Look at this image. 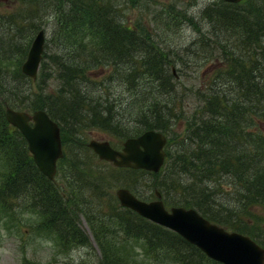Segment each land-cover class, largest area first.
Returning a JSON list of instances; mask_svg holds the SVG:
<instances>
[{
  "label": "trees",
  "instance_id": "16d2710c",
  "mask_svg": "<svg viewBox=\"0 0 264 264\" xmlns=\"http://www.w3.org/2000/svg\"><path fill=\"white\" fill-rule=\"evenodd\" d=\"M67 2L78 10L49 11L48 3L31 11L34 15L59 11L57 32L49 42L60 45L48 50L53 54L49 64L41 65L43 73L36 79V87L32 85L35 79L18 67L26 52L24 45L19 54H11L16 53L12 50L10 56H0V224L32 229L23 222L33 213L63 242L85 244L88 234L77 222L81 212L99 248L97 264H223L176 231L118 203L109 202L110 208L101 212L89 194L101 195L95 188L68 184L62 191L56 183L61 176L72 181L87 176L78 171L86 165V156L69 157L74 151L71 137L80 135L77 145L83 148L86 142L81 135L86 128L97 127L122 138L156 128L171 133L168 145L174 153L165 157L157 172L116 166L119 176L125 172L131 179L152 174L156 178L153 186L170 205L192 206L211 221L246 233L264 246L258 232L264 219L254 209L264 208V133L260 127L248 128L256 124L255 117L264 120V0L212 5L220 8L204 6L199 19L189 15L186 6L176 11L179 17L192 18L193 24L200 19L204 21L198 24L209 22L206 32L212 38L201 34L190 47L175 50L158 48L153 40H146L143 25L123 24L121 8L113 0ZM96 4H100L98 8ZM201 28L198 25L199 31ZM68 32L67 40L64 35ZM191 46L196 47L195 55L216 60L215 80L204 90L194 89L196 109L186 113L187 92L173 75L172 66L188 64L185 57L194 53ZM226 49H234L237 57L229 59L228 70L221 71L217 59L230 54ZM10 57L17 59V67L4 68L2 64L7 65ZM45 68H53L52 73L44 74ZM221 75L226 79L223 83ZM25 88L28 93L23 94ZM7 105L43 108L60 124L67 155L59 160L54 179L40 171L21 131L7 121ZM129 121L138 129L134 131ZM182 121L186 129L178 133L173 126Z\"/></svg>",
  "mask_w": 264,
  "mask_h": 264
},
{
  "label": "rangeland",
  "instance_id": "374dc122",
  "mask_svg": "<svg viewBox=\"0 0 264 264\" xmlns=\"http://www.w3.org/2000/svg\"><path fill=\"white\" fill-rule=\"evenodd\" d=\"M100 1L101 3L110 2V0H97V2ZM113 1L117 3L118 9L121 8L120 15L121 20H123V24L125 23L126 26H128V24H130V26L143 25V35L153 40V43L158 48L166 50H175L182 45L189 46V43L201 34L212 38L211 35L206 32L208 31L207 29L209 22H204L202 24H193L188 20H185L176 15V11L183 9L186 6L187 13L189 15L192 14L194 18L199 19V13L202 12L204 6H210L211 8H220V6L212 5L223 2L222 0ZM33 2L36 1L0 0L1 57H4L5 55L10 56L11 54H19V50L23 49V45L24 47H26V52L23 56H26L27 50L30 46V42L35 32L39 30L40 27L45 28L47 33V42L44 52H48V47L51 44V42H48V39L52 36V33H48V30H50L52 27H56V24L58 25L59 11L55 13L51 12L52 14L46 13L44 11V14H42V11H39L35 15L30 14L29 7L31 10L34 7L38 8L39 3ZM48 3L54 4V1H47L45 5L40 4V7L42 6L41 8H44ZM12 15L16 16V20L12 19ZM200 20L202 22L204 21L203 19ZM198 25L202 26L203 29L201 28L199 31ZM11 26L12 28L18 27L17 31L13 32L10 29ZM26 34H30L29 37ZM225 39L226 38L221 37V40L223 42L227 41V39ZM9 40L11 43H8ZM12 44L15 47L11 49L10 45ZM195 48V46H191L193 52L195 51ZM222 48L223 47L219 48L220 52L224 53L222 51ZM12 50H16V53L15 51L11 53ZM226 51L230 52V54L226 58L219 57L217 59V63L221 71L228 70L229 63L231 62V60L229 59L237 57L234 49H226ZM8 53L11 54L9 55ZM195 54L197 53L194 52L185 57L188 61L187 65L179 66L175 64V68H177V71L175 69L173 71L175 75L177 74V79L181 80V83L183 85L182 90H185L187 92L186 95L188 97L185 98L186 113H191L196 109V104L198 100L193 96L194 89L200 87L202 90H204V86H209L211 82L215 80L214 65L216 60L212 58L207 59L205 58L206 56H204V54L202 53L200 54L203 55L204 58ZM22 59L23 58H21V60ZM46 59H49V57L46 56ZM7 60L8 61L5 62L7 63V65L2 64L4 68L9 65L12 66L13 64L17 67L18 62L16 58L10 57ZM43 65L45 66V64ZM18 67L21 68L20 62L18 63ZM43 68L44 67H42V69L35 77L34 82H32V85L34 87L38 85L37 82L39 81H37L36 79L38 78L39 74L43 73ZM51 69L45 68L44 74L52 73ZM178 73L181 74L179 75ZM221 76L223 78L220 82L223 83L224 81H226V79H224L223 75ZM44 77L46 79H49L46 76ZM216 80L217 82L219 81L218 78ZM51 85L54 86V83H52ZM52 86H50V88H52ZM190 88L191 91H189ZM27 91V88H25L23 90V94L28 93ZM27 109L29 108H24V110ZM254 120L256 121V124L248 128L257 129L258 127H260V129L262 128L261 133H264V120L259 121L257 117H255ZM129 123L130 126L134 125V131L138 129L137 125H135L133 121H129ZM173 129L178 133H181L182 131L185 132V121H182L179 125L176 124L175 126H173ZM82 132L83 133L81 135V140H83V142H86L91 138L107 139L112 143V145L118 148L121 146V142L124 139V137L122 138L116 134H111L97 127L86 128ZM165 135V147L167 148L168 142L170 141V135ZM71 138H73L72 142H74V151H70L69 157L86 156V165H83V168H79L78 171L86 172L87 176L80 175L73 181L71 179H63L62 176L57 177L56 183L62 191L64 190V186L69 188V186H67L68 184H70L71 186H73V184L79 185L83 187V189H86L88 187L95 188L101 195H98V193L89 194L92 198L93 203L98 208H100L101 212H104L110 208L109 202L119 204V201L118 199H116L117 197L115 194V190L119 186H125L129 189L131 188L132 191L136 190L142 196V198L145 199H150L153 197V189L156 188L153 186V182L156 181V178L152 176V174L149 173L151 176L142 174L138 178L129 179L124 172L121 174L122 176L120 177V173H117L114 168L116 166H114L111 162L99 159L96 155L91 152V149L86 145V143H84L83 148L77 145V143H79L78 140L80 141V135H74ZM87 180L92 183V186ZM162 197L166 205L170 206V204L166 201L167 199L165 200L166 197L164 195H162ZM254 209L261 215V219H264V208L262 206H255ZM26 217L27 221L23 223H25L26 226H31L32 229L26 228L24 225L22 227L16 226L15 223L10 226L0 224V264H97L100 255L99 248L91 235V228L83 213H78L77 222L81 226V228H83L88 234V241L85 244H73V242L65 243L60 240L56 235L52 233L50 234L48 229L42 226L41 216L31 213L28 216L26 215ZM24 218L25 216L23 217V219ZM258 232L260 236L264 238V220L259 223ZM136 251H138V249Z\"/></svg>",
  "mask_w": 264,
  "mask_h": 264
},
{
  "label": "water",
  "instance_id": "95a60500",
  "mask_svg": "<svg viewBox=\"0 0 264 264\" xmlns=\"http://www.w3.org/2000/svg\"><path fill=\"white\" fill-rule=\"evenodd\" d=\"M44 39V29L40 28L33 36L21 66L23 73L34 78L37 76V66L44 50ZM5 116L9 123L25 135L33 153V160L40 171L53 179L57 169V157L61 155L62 148L58 122L43 108L29 112L7 105ZM165 143L166 135L154 128L126 137L120 148L114 147L107 139L91 138L87 142L100 158L114 165L152 171H158L164 162L165 151L162 147ZM154 193L156 198L146 200L125 186L116 189V196L121 205L128 206L149 220L176 231L210 258L223 264H264V246L250 235L227 229L211 221L192 206L167 207L160 191L155 189Z\"/></svg>",
  "mask_w": 264,
  "mask_h": 264
},
{
  "label": "bare ground",
  "instance_id": "6f19581e",
  "mask_svg": "<svg viewBox=\"0 0 264 264\" xmlns=\"http://www.w3.org/2000/svg\"><path fill=\"white\" fill-rule=\"evenodd\" d=\"M37 3H39L38 4V8L37 7H34V8H32V10L30 9V7H29V13L31 14L32 12L31 11H35L36 9L38 10H40V9H43V8H41L40 7V4L41 5H45V3H47V1H50V0H35ZM54 1V4H52V3H49L48 4V8L50 7V9H49V11H54V10H56V9H66V7H69L70 8V10L72 9V10H78V7H75V6H72V5H69V4H67L68 2H67V0H53ZM88 1V0H87ZM86 0H85V2H87ZM156 1V0H155ZM164 1V0H163ZM224 2H227V0H223ZM36 2H33V3H36ZM240 3V0H238V1H228V3ZM93 3V2H92ZM91 3V4H92ZM95 3H97V0H96V2H94V4ZM90 4V3H89ZM100 4H101V1H100ZM100 4H96V6L97 5H100ZM164 4V3H163ZM162 4V5H163ZM226 4V3H225ZM224 4V5H225ZM84 5H85V3H84ZM87 5V4H86ZM86 5H85V7H86ZM105 5V4H104ZM229 5V4H228ZM46 6H47V4H46ZM161 6V5H160ZM89 7H91V6H89ZM88 7V8H89ZM99 6H97V8H98ZM88 8L86 9V11L88 10ZM92 8V7H91ZM100 8H102V7H100ZM35 9V10H34ZM80 9V8H79ZM85 9L84 10H81V13H80V16L84 13V11H85ZM94 9H95V6H94ZM168 9V8H167ZM98 10V9H97ZM97 10H93V11H95V12H97ZM102 10L103 11H105V7H103L102 8ZM102 10H100V13L101 14H104L103 13V11ZM170 11V10H169ZM90 12V11H89ZM94 12V16H95V13ZM88 14V13H87ZM98 14V13H97ZM92 15V14H91ZM176 15H178L177 13H176ZM191 15V14H190ZM79 16V18L78 19H81V17ZM83 16H86V15H83ZM97 16V15H96ZM164 16V15H163ZM192 16V15H191ZM92 16H90V18H91ZM84 18V17H83ZM162 18V17H161ZM181 18H183V19H185V20H188L189 22L190 21H192L191 19L192 18H188V17H186V16H184L183 14H181ZM78 19H77V21H78ZM87 18H85V20H86ZM89 19V18H88ZM92 19V18H91ZM95 19V18H94ZM82 20V19H81ZM80 21V20H79ZM83 21V20H82ZM94 21V20H93ZM88 22V21H87ZM183 22V21H182ZM193 22V21H192ZM198 22H200V21H197V24H198ZM79 24V23H78ZM200 24H202V22L200 23ZM262 24H264V22H262ZM47 27V26H46ZM183 27V26H182ZM186 27V26H185ZM41 28V27H40ZM43 28V27H42ZM10 29L13 31V32H16L17 31V29L18 28H12V26L10 27ZM38 29H39V27H38ZM38 31V30H37ZM37 31L35 32V34L37 33ZM53 32H57V29L56 28H51L50 30H48V33H52L53 34ZM44 33H45V39H44V41H43V48H44V50H43V52H42V55H41V58H40V60H39V63H38V66H37V74L39 73V71H40V69H41V65H43V64H49L48 62H49V59H50V56L53 54V53H49V52H44L45 51V46H46V42H47V33H46V30H45V28H44ZM34 34V35H35ZM28 37H29V35L30 34H26ZM70 32H68V34H65L64 35V39H67L68 40V37L70 38ZM144 36V35H143ZM146 39H149V38H147L146 36H144ZM149 37V36H148ZM151 38V37H150ZM49 40H50V38L48 39V42H49ZM149 40H151V39H149ZM30 45H31V43H30ZM60 45V43H58V42H53V43H51L50 45H49V49L50 48H53V47H58ZM30 47V46H29ZM48 49V50H49ZM28 50H29V48H28ZM28 50H27V53H28ZM27 53H26V56H27ZM46 54H47V56L49 57V59H46ZM26 56H24V57H22L23 59L21 60V62H20V66H22V63L24 62V60L26 59ZM137 56V55H136ZM140 57V56H139ZM176 66V65H175ZM175 66H172V73H173V75H175V73L173 72L174 71V69L176 70L177 68H175ZM20 70L22 71V68H20ZM177 71V70H176ZM25 74V73H24ZM27 75V74H26ZM28 77H30L32 80L33 79H35L32 75H27ZM175 76H177V74L175 75ZM44 83V82H43ZM37 84H39V83H37ZM113 85V84H112ZM31 87H32V85H31ZM40 88H41V86H40ZM44 88V87H43ZM41 93V92H40ZM43 93V92H42ZM12 107V106H11ZM14 108V107H13ZM22 110H24V109H22ZM29 112H33L34 110H29V109H27ZM45 110V109H44ZM6 117V116H5ZM110 121V120H109ZM58 122V121H57ZM11 124V123H10ZM59 124V123H58ZM60 125V124H59ZM113 125V124H112ZM117 125V124H116ZM16 127V126H15ZM96 129V128H95ZM149 129V128H148ZM154 129H156V128H154ZM118 130V129H117ZM159 131H161L163 134H167V136H169V135H171V133L169 132V131H163V130H159ZM60 132H61V126H60ZM111 132V131H110ZM142 132V131H141ZM140 133V132H139ZM139 133H134V134H131V135H128V136H134V135H137V134H139ZM22 135V137L25 139V141H26V146H27V149H28V151H29V153L31 154V156H32V158H33V153H32V151L29 149V146H28V141H27V139H26V137H25V135L23 134V133H21ZM60 136H62L61 134H60ZM127 136V137H128ZM172 136V135H171ZM126 138V137H125ZM124 138V139H125ZM61 139H62V137H61ZM123 139V140H124ZM123 140H122V142H123ZM87 142L88 141H86V145L89 147V148H91L88 144H87ZM175 142V140L173 141V143ZM166 145H163V150L165 151V155L167 156L168 155V157L169 156H171L173 153H174V150L173 149H169V147H170V145H167V148L165 147ZM65 148L63 147V140H62V148H61V155H59L58 157H57V162H59V160L61 159V158H63V157H65L67 154H66V152H65V150H64ZM92 150H93V148H91ZM91 150V152L94 154V155H96L97 157H98V154L93 150L92 151ZM105 160V159H104ZM105 161H107V160H105ZM170 161V160H169ZM108 162H110V161H108ZM112 163V162H111ZM113 164V163H112ZM114 165V164H113ZM115 166V165H114ZM133 168V167H132ZM141 169H143V168H141ZM145 170H148V169H145ZM149 171H151V170H149ZM153 172H157V171H153ZM120 187V186H119ZM118 188V187H117ZM116 188V189H117ZM155 189H157V190H159L158 188H154L153 190L155 191ZM132 191V190H131ZM154 191H153V198H156V195H155V193H154ZM133 193H134V191H132ZM161 193V192H160ZM115 194H116V190H115ZM136 194V193H135ZM162 197V196H161ZM140 198H142V197H140ZM152 198V199H153ZM163 198V197H162ZM116 199H118V197L116 198ZM143 199H145V198H143ZM119 200V199H118ZM146 200H150V199H146ZM119 205H121L120 203H119ZM121 206H123V208H128V209H131L130 207H128V206H125V205H121ZM113 221V220H112ZM114 223V222H113ZM112 223V224H113ZM153 231V230H152ZM246 234V233H245ZM259 243V242H258ZM195 245V244H194ZM196 246V245H195ZM198 247V246H197ZM199 248V247H198ZM200 249V248H199ZM201 250V249H200ZM201 251H203V250H201ZM204 252V251H203ZM205 253V252H204ZM206 254V253H205ZM207 255V254H206ZM208 256V255H207ZM209 257V256H208Z\"/></svg>",
  "mask_w": 264,
  "mask_h": 264
},
{
  "label": "flooded vegetation",
  "instance_id": "af4514ba",
  "mask_svg": "<svg viewBox=\"0 0 264 264\" xmlns=\"http://www.w3.org/2000/svg\"><path fill=\"white\" fill-rule=\"evenodd\" d=\"M153 198V197H152ZM152 198H150V199H152Z\"/></svg>",
  "mask_w": 264,
  "mask_h": 264
}]
</instances>
